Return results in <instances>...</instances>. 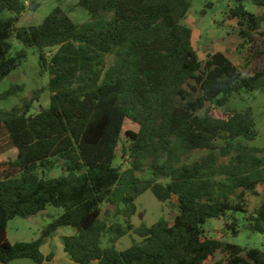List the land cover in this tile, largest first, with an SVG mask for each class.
<instances>
[{
  "label": "trees",
  "instance_id": "16d2710c",
  "mask_svg": "<svg viewBox=\"0 0 264 264\" xmlns=\"http://www.w3.org/2000/svg\"><path fill=\"white\" fill-rule=\"evenodd\" d=\"M78 1L102 20L78 25L58 6L41 25L17 27L27 4L0 0V83L26 58L25 50L10 55L15 37L38 50L50 93L35 115L29 103L0 111L7 144L0 154L18 151L0 164V264L52 262L42 246L61 228L73 230L62 242L77 264H211L218 252L226 261L213 264H264V250L204 230L210 219L242 213L251 232L264 234V147L247 144L258 136L253 110L226 108L242 91L264 89V67L247 74L222 52L201 61L184 23L190 0ZM244 1L234 0L228 14L239 48L264 35V0H252L259 14ZM253 56L264 60V45ZM23 91L12 85L1 99ZM131 123L137 131L124 130ZM59 164L61 176H45ZM148 191L178 210L172 223L133 225L136 202ZM249 196L260 198L252 211ZM48 206L63 213L38 240H8L11 220ZM233 220L228 228L237 235ZM133 235L141 240L131 248L113 245Z\"/></svg>",
  "mask_w": 264,
  "mask_h": 264
},
{
  "label": "rangeland",
  "instance_id": "374dc122",
  "mask_svg": "<svg viewBox=\"0 0 264 264\" xmlns=\"http://www.w3.org/2000/svg\"><path fill=\"white\" fill-rule=\"evenodd\" d=\"M27 4L26 10L22 14L17 27L39 26L52 11L60 6L78 25L96 24L102 19H93L92 16L83 8L78 7V0H24ZM191 9L184 23L193 30V47L198 53L201 61H206L209 54L218 52L226 53L228 57L247 73L251 74L259 67H264V60L254 58L253 53L258 47L264 45V35H257L255 45H246L239 48L243 40L240 39L235 20L228 19L230 8L233 7L234 0H190ZM212 5L208 7V5ZM244 4L249 12L259 14L261 9L252 4V0H245ZM6 16L10 15L8 13ZM107 17L103 19L106 21ZM264 30V29H263ZM13 49L11 56L22 50L26 51V58L22 61L19 68L9 77L0 83V111L10 110L14 106H23L29 103L31 106L30 115H35L49 106L50 93L47 89L49 77L47 73H42L39 65V52L36 48H25L15 37L12 38ZM252 47V48H251ZM251 50V51H250ZM12 85L24 86V91L8 99H1L2 94L8 91ZM228 110L243 111L247 108L253 110L256 121L258 136L256 140L247 142L249 146L264 147V89L248 92L242 91L234 96L226 107ZM126 130H138L135 124L125 126ZM125 139L121 142L118 149V157L122 156V148ZM6 140L0 138V150L6 148ZM8 148V147H7ZM18 151L9 148L5 153L0 154V164L17 157ZM42 175V172H38ZM63 174L61 164L55 169L47 171L45 176L56 178ZM148 176V174H146ZM260 187V191H263ZM249 209L252 211L259 204L260 198L249 196ZM137 214L132 218L135 227L144 224L148 227L153 226L161 220L172 223L174 216L178 213L169 204L159 202L151 191L146 192L136 202ZM63 213V209L48 206L47 209L36 216L29 218H15L8 223V240L12 243L32 242L38 240L43 231L52 221ZM233 217L237 219L238 234L228 228L232 224ZM205 235L208 238L219 240L225 243L234 244L242 248L264 250V234L253 233L247 228L245 215L242 213L232 214L226 218L210 219L204 225ZM73 232L71 228H61L52 237L48 238L42 246L43 253H53L55 258L50 263L45 264H77L63 250V237ZM141 240L137 235L125 236L116 242L114 246L119 251H125L133 246V243ZM107 240L103 243L106 247ZM112 246V244H110ZM226 257L221 253H216L211 264L224 262ZM16 262L22 264H34L29 259H21ZM25 264V263H24Z\"/></svg>",
  "mask_w": 264,
  "mask_h": 264
},
{
  "label": "crops",
  "instance_id": "0c3cea01",
  "mask_svg": "<svg viewBox=\"0 0 264 264\" xmlns=\"http://www.w3.org/2000/svg\"><path fill=\"white\" fill-rule=\"evenodd\" d=\"M72 233H73V232H72ZM72 233H71V234H72ZM71 234H70V235H71ZM45 254H47V253H45ZM19 260H21V259H19ZM16 261H18V260H15V261L11 262L10 264H17V263H20V262H16ZM32 262H33V261H32ZM24 263H25V264H28V262H23L22 264H24ZM33 263H34V262H33ZM34 264H35V263H34Z\"/></svg>",
  "mask_w": 264,
  "mask_h": 264
}]
</instances>
